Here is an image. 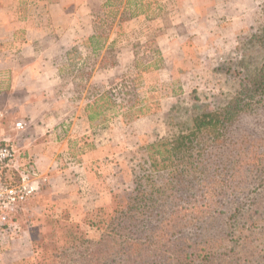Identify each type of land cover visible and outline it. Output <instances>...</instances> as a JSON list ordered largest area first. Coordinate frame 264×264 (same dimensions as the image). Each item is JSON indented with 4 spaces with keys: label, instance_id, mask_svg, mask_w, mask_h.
Wrapping results in <instances>:
<instances>
[{
    "label": "rangeland",
    "instance_id": "374dc122",
    "mask_svg": "<svg viewBox=\"0 0 264 264\" xmlns=\"http://www.w3.org/2000/svg\"><path fill=\"white\" fill-rule=\"evenodd\" d=\"M31 2L0 0V23L21 22ZM95 17L59 83L81 101L79 121L69 112L52 125L65 149L0 228V264H12L5 246L27 250L20 235L29 245L18 264H264V0H110ZM115 45H131L133 58H118ZM18 46L0 26V61ZM15 73L0 68V138L36 160L30 147L43 146L49 133L37 120L49 109L27 104L23 87L35 83ZM217 111L229 118L193 134L189 149L150 146ZM90 114L91 124L81 120ZM88 167L105 176L98 205L54 174L69 170L85 186Z\"/></svg>",
    "mask_w": 264,
    "mask_h": 264
},
{
    "label": "crops",
    "instance_id": "0c3cea01",
    "mask_svg": "<svg viewBox=\"0 0 264 264\" xmlns=\"http://www.w3.org/2000/svg\"><path fill=\"white\" fill-rule=\"evenodd\" d=\"M109 1L33 0L29 4L28 15L21 22L9 24V26L0 23V26H5L13 33V40L15 39L16 45H19L16 48L10 49V55L5 58L4 62L0 61V68L6 65L12 67L13 72H17L15 73L17 79L21 76L18 72H26L29 79L35 83L34 88L23 87L25 93L28 95L27 104L32 105L40 102L44 107L49 109L46 112L42 111L41 118L37 120V124L48 131L49 134L45 135L43 146L30 147L36 156L38 167L43 173L54 172V159L58 156L61 147H65V141L61 143V146L58 143H52L51 137L54 134L52 133V125L66 120V114L69 112L72 114L69 118L70 120H73L75 124L79 121L77 115L81 108V101L79 102L76 97L69 98L74 93L71 84H59L63 81V72H66L64 65L72 58L71 50L73 47L78 42L88 38V35L94 33L97 25L95 13L103 10ZM193 9H197V6L195 5ZM18 29H23V31H20L23 34V38L19 39L16 36ZM107 48L102 50L100 62L105 60L110 54ZM92 51L93 53L97 52L96 49ZM113 52L117 53L120 59H122V54L131 59L134 56V50L131 45L125 47H117L115 45ZM183 53H185L184 50ZM163 55L168 57L169 51H165ZM14 88L16 89L15 86ZM75 110L77 112L74 116ZM81 120L91 124L88 116L81 118ZM18 122H16L17 129H19L17 127ZM22 122L24 123V121ZM106 148L101 147L95 150V152L102 153ZM96 164L101 165V171L106 169V166L101 162L97 161ZM90 170L88 167L86 171L87 182L88 179L92 178L89 181V185L85 186H82V183L78 180V176L69 170L55 172L54 174L58 176L59 180L65 182L67 188L75 186L73 188H76L77 191H73V195L82 199V202L90 199L89 204L98 205L106 198V184L102 183L105 176L96 175V172L93 173ZM80 189L85 190L80 191ZM19 238H23L22 240L25 242V247H27L25 252H19L20 250L16 249L17 246L15 244L5 246L4 254L10 256L9 259L11 258L12 264H18V260L28 255L29 242L24 235H20ZM19 238L13 237V240Z\"/></svg>",
    "mask_w": 264,
    "mask_h": 264
},
{
    "label": "built area",
    "instance_id": "2783aa9c",
    "mask_svg": "<svg viewBox=\"0 0 264 264\" xmlns=\"http://www.w3.org/2000/svg\"><path fill=\"white\" fill-rule=\"evenodd\" d=\"M17 127L23 129L24 123L19 121ZM40 177L36 160L26 158L11 138H0V228L13 221L38 191Z\"/></svg>",
    "mask_w": 264,
    "mask_h": 264
},
{
    "label": "trees",
    "instance_id": "16d2710c",
    "mask_svg": "<svg viewBox=\"0 0 264 264\" xmlns=\"http://www.w3.org/2000/svg\"><path fill=\"white\" fill-rule=\"evenodd\" d=\"M94 118V115L90 114L89 119ZM229 118L228 112H205L200 115L195 116L193 120V129L189 134L181 133L175 141H159L150 144L152 148L159 149L162 145L167 146V151H180L182 152L184 149H189L190 144L193 143V134L202 133L204 131H210L211 129H219L221 123ZM150 164L153 166L155 170V160H152V156H149Z\"/></svg>",
    "mask_w": 264,
    "mask_h": 264
}]
</instances>
